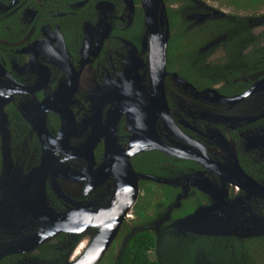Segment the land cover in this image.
Returning a JSON list of instances; mask_svg holds the SVG:
<instances>
[{"label":"flooded vegetation","instance_id":"obj_1","mask_svg":"<svg viewBox=\"0 0 264 264\" xmlns=\"http://www.w3.org/2000/svg\"><path fill=\"white\" fill-rule=\"evenodd\" d=\"M215 2H164L161 71L140 0H0V261H76L134 180L108 247L205 209L264 259V0Z\"/></svg>","mask_w":264,"mask_h":264},{"label":"trees","instance_id":"obj_2","mask_svg":"<svg viewBox=\"0 0 264 264\" xmlns=\"http://www.w3.org/2000/svg\"><path fill=\"white\" fill-rule=\"evenodd\" d=\"M167 6L169 0H163ZM227 4L234 3V0H226ZM168 20L171 26H177V31L184 30L182 20L176 12H173L169 7L166 8ZM174 20V23H173ZM170 46V43H169ZM140 208V207H139ZM141 209V208H140ZM140 222L144 224L145 220H149L151 217L144 214L142 211L139 212ZM180 215H173L176 218ZM154 217V216H153ZM139 222V223H140ZM157 236L148 229L141 230L135 233L127 242L126 246L121 249L120 258L117 264H161L160 261L153 256L157 249ZM223 244L217 246L209 238H197L186 244L178 257L177 264H193V253L197 248H203L211 255V260H217L216 264H264L258 252V247L252 249L248 244H240L234 242L233 247H227L224 251H221ZM220 250H219V249ZM110 252V250H109ZM106 254V258H109L111 254ZM46 260H54L53 256L41 255ZM0 264H8L6 258L1 259Z\"/></svg>","mask_w":264,"mask_h":264},{"label":"water","instance_id":"obj_3","mask_svg":"<svg viewBox=\"0 0 264 264\" xmlns=\"http://www.w3.org/2000/svg\"><path fill=\"white\" fill-rule=\"evenodd\" d=\"M140 2L144 12L146 26L148 30L155 33L157 37V41H156L157 45L154 46V53L156 52L155 56L156 55L159 56L158 63L162 71L165 62V46H166L167 33H168L167 17L165 13V3L163 0H140ZM164 27L165 30H163ZM137 176L146 179L152 178L150 176L143 174H139ZM133 184H134V189L131 194L132 196L129 198V201L126 203V205L122 207L121 211H119L116 216H113L112 214L108 216L109 213H106L101 218L100 223L104 224V227L102 228L103 231H101L99 236L86 248L84 254L74 262L63 263V264H96L100 260L103 253L110 244L112 238L114 237L126 210L134 202L136 196L135 180ZM204 212H206L205 209L197 210L188 217L177 220L176 222L180 225H184L187 223H195L197 227L198 225H200V230H201L199 231L201 232L200 234L210 233L212 231L215 232L214 231L215 228H221V229L223 228V226L220 227L218 225L221 224L220 222L222 218L221 215H215L213 220V217L208 215L205 216Z\"/></svg>","mask_w":264,"mask_h":264},{"label":"rangeland","instance_id":"obj_4","mask_svg":"<svg viewBox=\"0 0 264 264\" xmlns=\"http://www.w3.org/2000/svg\"><path fill=\"white\" fill-rule=\"evenodd\" d=\"M203 5H207V7L210 8H218L221 5L215 0H200ZM189 224V223H188ZM174 228L171 227L170 229H159L157 233V241L158 244L157 249L155 251V256L161 264H177L178 263V257L181 254V251H183L182 247H185L186 244H188L190 241H192L193 237L196 235H201L199 231L200 225H197L195 223H190L191 227L189 225H180L177 222L174 224ZM188 227L190 229H188ZM160 228V226H159ZM172 230V231H171ZM198 231V232H197ZM215 231V230H214ZM203 232V231H202ZM201 236H216L218 234L217 231L210 232V233H202ZM229 235V234H228ZM4 236L0 231V242L1 237ZM218 236H223L221 234H218ZM3 241V240H2ZM3 244L0 243V247ZM228 247V246H227ZM227 247H222L223 249L221 251H224ZM122 249V243L121 241H118L116 245H114L112 248L108 247L106 252L103 253L102 257L96 264H117L118 258L120 257V252ZM219 249V248H218ZM110 250V252H109ZM220 250V249H219ZM109 252L110 257L106 258V254ZM211 255L208 251H206L203 248H197L193 253V264H216L217 260H211ZM79 259V258H78ZM18 264H54V263H46V262H40L35 261L34 259H28V261H22Z\"/></svg>","mask_w":264,"mask_h":264},{"label":"bare ground","instance_id":"obj_5","mask_svg":"<svg viewBox=\"0 0 264 264\" xmlns=\"http://www.w3.org/2000/svg\"><path fill=\"white\" fill-rule=\"evenodd\" d=\"M102 231H103V229H102Z\"/></svg>","mask_w":264,"mask_h":264}]
</instances>
